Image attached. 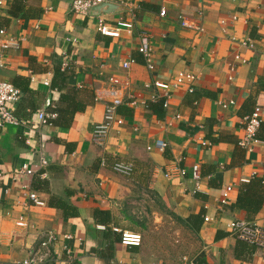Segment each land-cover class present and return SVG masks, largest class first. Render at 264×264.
Here are the masks:
<instances>
[{
	"label": "crops",
	"instance_id": "crops-1",
	"mask_svg": "<svg viewBox=\"0 0 264 264\" xmlns=\"http://www.w3.org/2000/svg\"><path fill=\"white\" fill-rule=\"evenodd\" d=\"M73 2L6 0L0 8V45L13 42L0 48V80L22 92L12 106L22 123L0 127V264H19L50 231L74 239L60 240L49 264H67L66 244L79 264H264V248L228 228L247 220L264 229V0L108 3L116 11L99 16L132 25L118 38L99 33V16L75 13ZM143 43L152 49L154 70L139 51ZM65 62L67 76L55 85V68ZM179 72L198 77L195 91L182 86L167 109H150L153 84L172 82ZM111 86L125 102L124 123L99 144L93 132L113 98ZM257 107L263 143L248 151L239 141ZM40 110L57 111V121L40 124ZM159 140L166 150L149 151ZM116 161L131 163L134 174L115 173ZM25 164L33 175H18ZM257 179L261 208L235 206ZM30 192L45 205L30 201ZM114 228L141 234V246L122 245Z\"/></svg>",
	"mask_w": 264,
	"mask_h": 264
},
{
	"label": "built area",
	"instance_id": "built-area-1",
	"mask_svg": "<svg viewBox=\"0 0 264 264\" xmlns=\"http://www.w3.org/2000/svg\"><path fill=\"white\" fill-rule=\"evenodd\" d=\"M119 1V2H118ZM127 0H74L72 4V9L75 13L81 15H88L93 8L108 4L112 2L119 3L124 5ZM207 1V0H204ZM6 0H0V8L5 6ZM161 15L165 16L166 11L163 9ZM185 25V24H184ZM131 29L132 25L127 22H119L117 26L109 24L105 18L99 16L98 20V31L104 36L118 38L121 36V29ZM5 31L0 30V35H4ZM13 42L7 41L5 44H1L0 48L2 49L1 53L11 46ZM140 53L143 55L146 66L149 70H154L155 65L153 61L152 49L147 43H143L139 49ZM3 54L0 56V69L4 66L2 60ZM134 62V60H132ZM130 63L125 64L127 68ZM69 66L68 62L63 64V68ZM36 77L32 76L31 81L35 82ZM198 77L193 73L188 72H179L172 82H155L153 84L154 88L160 93H156L153 100L157 101L159 99H164V109L169 107V101L173 95L175 89H178L182 86H186L189 93L195 91L194 85L197 82ZM46 87L51 86V82L47 79L44 81ZM110 97L113 94V98H110V101L105 106L104 121L95 126L93 132L94 140L103 144L105 138L108 136L111 128L114 125H122L124 123V116L119 113V108L125 105L123 99L116 95L114 87L109 88ZM22 96V92L14 84L6 81L0 80V127L7 126H18L22 122L14 114L13 105L16 104ZM98 99H100L98 97ZM136 101L128 102V105H136ZM235 102L231 101L229 104L221 103L223 108H228L229 106L234 105ZM262 111L257 107L250 115L245 118L244 122V136L239 141V145L247 149L248 151H253V149L262 144V140L258 137V132L262 126ZM38 119L40 124L46 125L50 124V121L56 117V114L47 113L44 110L38 111ZM168 147V143L165 141H157L154 146H148V150L152 151L157 149L160 152H164ZM112 170L124 177H131L134 174V166L129 162L116 161L112 165ZM34 174L33 169L29 168L28 165H23L19 170L18 175L31 176ZM182 176L185 175L184 171H181ZM168 177L171 174H167ZM192 177L194 180H200L201 178V167L195 165L193 167ZM28 188V186L26 187ZM232 187L226 188L223 194V199L221 200V205L226 207L229 205L230 193ZM30 201H32L36 206H44L45 203L40 200L37 194L30 192L28 194ZM211 219L209 217L205 218V221L209 222ZM229 230L232 234L237 237L239 240L245 241L249 244L256 246L257 248H264V229L259 226L256 222L247 221V220H235L228 225ZM114 231L120 234V242L124 246L139 247L143 242L142 235L139 233H134L130 231H124L118 228H114ZM66 240L67 242L74 239L71 234H65L62 237L55 232H47L43 234L40 240L35 246H33L28 257L19 262V264H49L56 259V250L55 247L60 240ZM64 252L66 254L65 262L67 264H79L76 261V258L72 252L69 244L64 246Z\"/></svg>",
	"mask_w": 264,
	"mask_h": 264
},
{
	"label": "trees",
	"instance_id": "trees-1",
	"mask_svg": "<svg viewBox=\"0 0 264 264\" xmlns=\"http://www.w3.org/2000/svg\"><path fill=\"white\" fill-rule=\"evenodd\" d=\"M68 69L69 68H63L62 66H58L55 68V73H54L55 85H57L56 80H58V78L65 80L64 78L67 76ZM58 88H60V86H58ZM163 104H164V99H159L155 102H152V101L148 102L149 108L156 111L157 113H160L161 110H165ZM51 113L56 114V117L54 119H52L50 121V123H55L58 119L57 111H53ZM160 117H163V115H160ZM259 183L261 184V181H259L257 179L256 181H252L250 184L245 185L239 193V196L237 198V202H236L235 206L249 209V211H251L252 213L254 212V210L258 211L262 206V199H256L255 195H254V194H256V192L254 193L253 190H254V188L257 187V185H259ZM55 200H56V198H55ZM49 204L54 205L56 207H59L64 212L67 211L68 208H71L70 206H68V205H66L60 201H58L57 203H53L51 201V203H49ZM71 209L74 210L73 208H71ZM73 213L77 214V211H75ZM101 214L105 215L107 213L102 212ZM97 216H98V211H97Z\"/></svg>",
	"mask_w": 264,
	"mask_h": 264
},
{
	"label": "water",
	"instance_id": "water-1",
	"mask_svg": "<svg viewBox=\"0 0 264 264\" xmlns=\"http://www.w3.org/2000/svg\"><path fill=\"white\" fill-rule=\"evenodd\" d=\"M116 9L117 7L112 4H103V5L93 8L92 12L95 15L99 16L101 14H112L113 12L116 11Z\"/></svg>",
	"mask_w": 264,
	"mask_h": 264
},
{
	"label": "rangeland",
	"instance_id": "rangeland-1",
	"mask_svg": "<svg viewBox=\"0 0 264 264\" xmlns=\"http://www.w3.org/2000/svg\"><path fill=\"white\" fill-rule=\"evenodd\" d=\"M166 226L168 227V224H166ZM183 239L185 238V236H181ZM184 249H181V251H183ZM181 251H179V252H181ZM184 253L182 252V254L181 255H183Z\"/></svg>",
	"mask_w": 264,
	"mask_h": 264
}]
</instances>
